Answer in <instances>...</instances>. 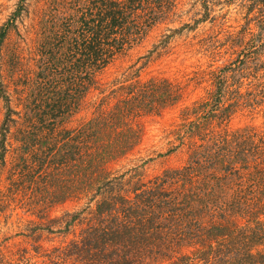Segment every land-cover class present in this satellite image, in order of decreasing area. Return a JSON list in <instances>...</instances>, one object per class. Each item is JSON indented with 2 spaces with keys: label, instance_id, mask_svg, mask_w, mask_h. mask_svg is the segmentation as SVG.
I'll use <instances>...</instances> for the list:
<instances>
[{
  "label": "trees",
  "instance_id": "16d2710c",
  "mask_svg": "<svg viewBox=\"0 0 264 264\" xmlns=\"http://www.w3.org/2000/svg\"><path fill=\"white\" fill-rule=\"evenodd\" d=\"M243 2L247 20L256 21L263 34L264 0ZM168 5L167 0H50L40 26L43 81L32 91L39 92V100L34 97V108L26 107L19 117L22 125L7 117L2 137L10 123L32 134L48 133L33 167L16 166L11 173L20 177L14 184L24 194L20 208L47 220L56 205L87 201L82 214L65 216L68 228H81L75 239L50 247L36 242L2 247L0 264H264V148L223 142L215 155L213 146L202 145L194 151L204 160L129 187L111 169L141 141L143 113L172 102L174 94L153 99L149 107L145 90L138 93L132 86L118 97L125 88L115 90L114 82L106 86L99 77L162 23ZM107 89L111 94L92 105L93 119L74 131L64 129L81 91ZM113 99L111 108L100 107Z\"/></svg>",
  "mask_w": 264,
  "mask_h": 264
},
{
  "label": "rangeland",
  "instance_id": "374dc122",
  "mask_svg": "<svg viewBox=\"0 0 264 264\" xmlns=\"http://www.w3.org/2000/svg\"><path fill=\"white\" fill-rule=\"evenodd\" d=\"M241 2L250 4L248 0L231 4L226 0H167L169 9L162 23L99 77L106 86L114 82L115 90L125 88L118 97L132 91V86H137L138 93L145 90L149 107L153 99L174 94L172 102L143 113L141 141L111 166L126 187L183 168L193 159L204 160L203 153L194 151L202 145L213 146L215 155L223 142L229 143L227 147L238 141L256 150L264 148V33L256 21L247 20ZM49 3L0 0V84L4 87V93L0 92V249L20 243L50 247L75 239L81 228H68L70 218L65 216L82 214L87 201L56 205L47 220H40L41 216L20 208L24 194L14 185L21 182L20 177L11 174L16 166L33 167L40 143L48 136L32 134L33 130L21 126L19 117L25 115L26 107L34 108V97L39 100V92L32 91L43 81L40 26ZM98 92L86 95L81 91L79 107L67 118L64 129L74 131L95 117L92 105L111 94L109 89ZM109 103L100 107L107 110L117 99ZM7 117L21 125L10 123L4 139ZM59 132L50 135L49 141ZM10 188L17 191L15 195L9 193Z\"/></svg>",
  "mask_w": 264,
  "mask_h": 264
}]
</instances>
